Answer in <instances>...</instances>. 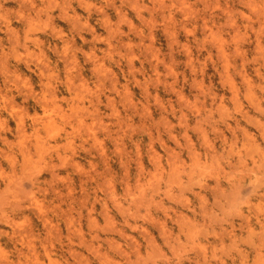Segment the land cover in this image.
I'll return each instance as SVG.
<instances>
[{
	"label": "rangeland",
	"instance_id": "1",
	"mask_svg": "<svg viewBox=\"0 0 264 264\" xmlns=\"http://www.w3.org/2000/svg\"><path fill=\"white\" fill-rule=\"evenodd\" d=\"M0 264H264V0H0Z\"/></svg>",
	"mask_w": 264,
	"mask_h": 264
},
{
	"label": "bare ground",
	"instance_id": "2",
	"mask_svg": "<svg viewBox=\"0 0 264 264\" xmlns=\"http://www.w3.org/2000/svg\"><path fill=\"white\" fill-rule=\"evenodd\" d=\"M22 1H23V0H22ZM65 14H66V13H65ZM24 16H25V15H24ZM29 21H30V20H29ZM30 22H31V21H30ZM28 24H29V23H28ZM30 24H31V23H30ZM28 27H29V26H28ZM28 27H27V28H28ZM29 28H30V27H29ZM29 28H28V29H29ZM8 30H9V29H8ZM32 31H33V30H32ZM18 38H19V37H18ZM56 47H57V46H56ZM16 50H17V49H16ZM56 50H57V49H56ZM29 51H30V50H29ZM13 52H14V51H13ZM76 107H77V106H76ZM28 169H29V168H28ZM13 170H14V169H13ZM32 171H33V170H32ZM32 171H31V172H32ZM33 172H34V171H33ZM36 174H37V173H36ZM22 190H23V189H22ZM25 193H26V192H25ZM15 195H16V194H15ZM3 199H4V197H3ZM18 207H19V206H18ZM29 251H30V250H29ZM19 254H20V253H19Z\"/></svg>",
	"mask_w": 264,
	"mask_h": 264
}]
</instances>
